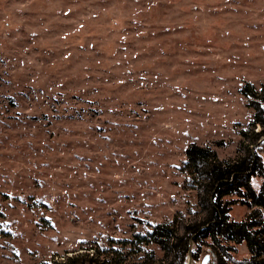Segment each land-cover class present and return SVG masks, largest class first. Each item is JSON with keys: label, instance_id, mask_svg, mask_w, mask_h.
I'll return each mask as SVG.
<instances>
[{"label": "rangeland", "instance_id": "1", "mask_svg": "<svg viewBox=\"0 0 264 264\" xmlns=\"http://www.w3.org/2000/svg\"><path fill=\"white\" fill-rule=\"evenodd\" d=\"M246 83L264 86V0H0V264L126 254L136 233L201 219L186 150L243 155ZM226 200L233 220L251 211Z\"/></svg>", "mask_w": 264, "mask_h": 264}, {"label": "trees", "instance_id": "2", "mask_svg": "<svg viewBox=\"0 0 264 264\" xmlns=\"http://www.w3.org/2000/svg\"><path fill=\"white\" fill-rule=\"evenodd\" d=\"M241 93L255 112L249 129L240 133L244 139L243 155L225 162L208 146L192 143L186 150L184 173L201 190L205 212L201 219L187 222L181 231L175 223H166L154 226L148 235L136 233L132 241H124L125 246L130 243L126 254L91 248L92 252L69 257L61 264H154L153 253H145L151 243L158 244L170 256L167 263L160 264H187L189 257L199 261L203 247L210 249L207 264H264V161L258 152L264 143V86L257 89L246 83ZM255 177L263 178L259 191L252 186ZM235 194L251 210L241 221L230 217L231 207L238 200H226ZM4 219L0 212V237L8 234L3 228ZM243 243L251 257L238 260L232 254L235 246ZM134 254L140 255L137 261L129 259Z\"/></svg>", "mask_w": 264, "mask_h": 264}, {"label": "water", "instance_id": "3", "mask_svg": "<svg viewBox=\"0 0 264 264\" xmlns=\"http://www.w3.org/2000/svg\"><path fill=\"white\" fill-rule=\"evenodd\" d=\"M208 260H209V257L207 256V257L204 259L203 264H207ZM191 263H192V258L189 257V264H191Z\"/></svg>", "mask_w": 264, "mask_h": 264}]
</instances>
